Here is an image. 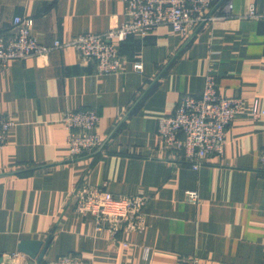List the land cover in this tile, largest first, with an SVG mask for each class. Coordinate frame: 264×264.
Listing matches in <instances>:
<instances>
[{"label":"crops","instance_id":"0c3cea01","mask_svg":"<svg viewBox=\"0 0 264 264\" xmlns=\"http://www.w3.org/2000/svg\"><path fill=\"white\" fill-rule=\"evenodd\" d=\"M228 1L232 16L186 36L166 25L129 34L117 43L118 74L97 73L73 47L6 64L0 113L14 125L0 147V264H46L67 253L87 264H176L185 255L198 264H264V16H248L251 7L264 13V0H214L209 13H222ZM123 8L121 0H0V35L19 15L52 45L117 25ZM208 69L219 93L239 97L241 106L222 156L194 169L170 159L156 127L184 94H201ZM84 108L99 115L102 143L72 158L61 118ZM80 182L144 195L143 229L115 236L97 229L68 201ZM187 190L197 191V203ZM48 237L39 262L18 250L21 240L43 246Z\"/></svg>","mask_w":264,"mask_h":264},{"label":"built area","instance_id":"2783aa9c","mask_svg":"<svg viewBox=\"0 0 264 264\" xmlns=\"http://www.w3.org/2000/svg\"><path fill=\"white\" fill-rule=\"evenodd\" d=\"M124 5L123 19L101 33H82L64 41L55 40L45 45L31 33L33 19L15 16L7 32L0 35V71L15 59L46 55L53 49L73 47L81 58L95 61L99 74H118L122 61L118 42L129 34L139 32L145 35L159 26H170L183 36L188 35L202 23L232 16V3L228 1L222 13H209L214 0H121ZM248 16L260 18L250 8ZM135 71L142 70V64H132ZM239 97H226L219 93L214 71L208 69L200 95L184 94L174 112L157 120V133L170 159L177 164L199 168L206 159L220 157L224 153L226 133L236 114L240 111ZM262 113H264L262 111ZM257 116L258 113L253 111ZM99 115L93 108L67 110L61 118L67 134L66 141L72 158L100 151L102 143L96 131ZM13 119L0 113V147L6 143L8 130ZM260 166L264 170V151L260 153ZM186 199L198 202L196 190H187ZM146 197L141 193L114 195L103 186H87L80 182L68 195V201L75 211L91 215L97 229L106 227L115 236L119 231H140L144 227L143 206ZM126 244V243H124ZM147 249L145 248L144 254ZM46 264H87L71 253L60 255ZM176 264H198L192 255L178 257Z\"/></svg>","mask_w":264,"mask_h":264},{"label":"water","instance_id":"95a60500","mask_svg":"<svg viewBox=\"0 0 264 264\" xmlns=\"http://www.w3.org/2000/svg\"><path fill=\"white\" fill-rule=\"evenodd\" d=\"M50 237L43 243L41 240L24 239L19 242L18 250L31 258H36L39 262L45 253V250L49 244ZM42 246V248H41Z\"/></svg>","mask_w":264,"mask_h":264}]
</instances>
